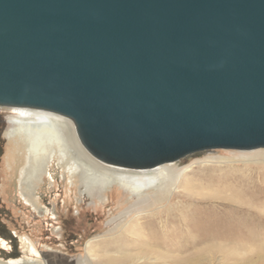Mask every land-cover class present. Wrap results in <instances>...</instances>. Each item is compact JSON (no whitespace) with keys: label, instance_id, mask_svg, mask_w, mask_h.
Instances as JSON below:
<instances>
[{"label":"water","instance_id":"1","mask_svg":"<svg viewBox=\"0 0 264 264\" xmlns=\"http://www.w3.org/2000/svg\"><path fill=\"white\" fill-rule=\"evenodd\" d=\"M0 108L124 169L264 149V0H0Z\"/></svg>","mask_w":264,"mask_h":264},{"label":"rangeland","instance_id":"2","mask_svg":"<svg viewBox=\"0 0 264 264\" xmlns=\"http://www.w3.org/2000/svg\"><path fill=\"white\" fill-rule=\"evenodd\" d=\"M13 116V109L0 108V130H10ZM0 145L3 146L0 150V264H102L98 256L123 257L127 254L133 256L127 264H264V165L262 170L252 169L251 177L256 178V182L251 184L254 180L249 181V165L243 164L245 158H254L253 153L261 150H211L174 162L183 169L176 181L181 195L153 209L162 218L158 232L163 240L147 241L145 247H139L135 245L136 238L125 236L124 230L149 210L137 216L133 212L122 224L121 232H110L113 221L134 204L135 196L126 201L123 192L116 189L108 201L104 198L105 190L103 196L97 192L93 198L92 192L90 197H84L78 187L75 189L69 184L64 169L55 166L56 188L53 192L49 183L39 184L40 207L36 210L19 194L22 165L15 173L14 170L10 172L15 162L22 161L21 146L16 147L2 131ZM7 157L13 159L10 166ZM210 158L232 161L222 164V173L227 174L213 176L218 174H211L210 167L201 164ZM187 179L188 184L212 183L222 196L230 197L233 190L240 191L242 198H247L249 187L259 182L261 193L252 202V209L221 199L200 201L183 192L181 186ZM71 188L75 190L69 193ZM198 230H205V233L200 235ZM224 232L229 233L226 238H222ZM121 235L118 243L121 249H95L89 254L91 256L88 255L87 245Z\"/></svg>","mask_w":264,"mask_h":264},{"label":"bare ground","instance_id":"3","mask_svg":"<svg viewBox=\"0 0 264 264\" xmlns=\"http://www.w3.org/2000/svg\"><path fill=\"white\" fill-rule=\"evenodd\" d=\"M10 109H13L15 114L10 122L12 127L10 130L3 128L0 131L8 139H11L16 147L20 145L23 150L21 163L13 161L15 164L12 166L13 169L10 172L12 173L14 170L15 173L19 166L22 165L19 172L18 190L20 196L30 206L36 210L40 207L39 196L41 194V187L39 184L44 185L45 182L49 183L50 191L54 192L56 188L54 176H56V173L53 168L55 166L62 167L68 174L69 184L73 188L75 187V189L78 187L80 194L84 197H90V193L92 192H94L92 194L93 198L97 192L100 196H103L102 192L105 190L107 194H105L104 198H107L108 201L109 196L116 189L123 192L122 194L126 197V201L132 200L133 196L136 197L134 206H130L125 213L113 221L110 232H121L124 226L122 224L127 222L130 214L134 212L135 216H137L147 209L149 210L146 213L147 215L137 218L136 221L124 230L125 236L128 238L134 236L136 238L135 245L139 247H145L144 245L147 241L158 242L160 239L163 240V235L158 232V225L162 222V218L158 217V213H154L153 209L156 205L169 204L173 199L181 195V192L177 191L178 185L176 186V181L183 171L179 167V164L167 163L147 170H131L110 166L94 159L85 150L77 137L75 126L70 119L57 114L31 109ZM2 147L0 145V150ZM258 150L261 151L253 153L254 158L247 157L244 159L243 164H246L247 167L249 165V168H247L249 170V181L254 180V177H251L252 169L262 170L264 165V149ZM11 160L10 157L6 158L8 166L12 163ZM211 160L203 161L201 164L208 165L211 169V174H218L213 175L215 177L227 174V172L222 173V164L225 162L231 164L232 161L230 162V160L227 161L225 159H221L222 161L218 159V161L215 159ZM188 182V179L185 180L181 187L184 190L183 192L191 199L194 198L200 201L221 199L232 203L248 205L251 209L253 208L252 202L261 193V188L258 186L259 182L249 187L247 198H242L240 191L235 190L232 191L230 197L222 196L211 186V182V185L199 182L188 184ZM255 182L256 178L250 183L255 184ZM73 188L68 189L69 193L71 190H75ZM198 233H205V230H198ZM221 235L224 236L222 238H226L229 233L224 232ZM122 237L123 235L111 237L103 243L87 245L88 255L95 249H121L118 243L119 240H122ZM31 242L33 243V241ZM27 243L33 248L29 242ZM22 246L25 245L22 243ZM97 260L102 262V264H127V262L129 263V261L133 260V256L130 254L123 257L98 256Z\"/></svg>","mask_w":264,"mask_h":264}]
</instances>
